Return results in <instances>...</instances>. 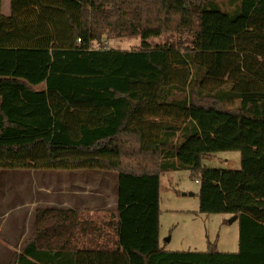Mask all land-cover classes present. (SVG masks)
Segmentation results:
<instances>
[{"label": "trees", "instance_id": "obj_1", "mask_svg": "<svg viewBox=\"0 0 264 264\" xmlns=\"http://www.w3.org/2000/svg\"><path fill=\"white\" fill-rule=\"evenodd\" d=\"M0 0V173L118 175L116 215L36 211L10 264H264V0ZM245 21L226 51L206 17ZM139 38V49L105 47ZM164 38L152 45L151 39ZM98 46V47H97ZM239 151V170L207 167ZM188 170L203 214L239 221L237 252L166 251L162 177Z\"/></svg>", "mask_w": 264, "mask_h": 264}, {"label": "rangeland", "instance_id": "obj_2", "mask_svg": "<svg viewBox=\"0 0 264 264\" xmlns=\"http://www.w3.org/2000/svg\"><path fill=\"white\" fill-rule=\"evenodd\" d=\"M227 2L228 0H220ZM8 0L3 1V13L8 15ZM245 28V21L229 23L225 18L206 17L204 24V46L208 50L226 51L233 44L237 33ZM164 38L151 39L152 45L162 43ZM141 41L139 38L114 39L105 43V47H112L118 50L129 51L139 49ZM98 47V46H97ZM203 165L222 169L239 170L241 168V155L239 151H225L211 154L203 159ZM31 171H2L0 173V194L1 207L0 222L3 223L1 238L9 239L7 248L9 253H14L17 240L22 236L29 238L35 222V211L31 210L25 203H30L39 192L40 182L35 180ZM46 175V185L60 189L64 177H71L75 180L91 182L92 187H99V177H102V184L108 186L109 196L103 198L101 206L105 202L114 201L113 215L118 210L119 201V178L111 172L80 170V171H40ZM51 177V178H50ZM96 178L98 182H96ZM115 181V184H114ZM63 182V183H62ZM85 183V184H86ZM91 187V186H90ZM91 188V190H94ZM200 185L196 178L188 170L171 171L162 177L159 199V243L166 251H206L209 243L215 244L220 252H237L239 241V221L234 220L235 216L229 214H203L200 212L199 199ZM17 189L16 195L15 190ZM14 191V193H13ZM184 193L186 195H184ZM192 193V195H189ZM8 194L9 199L6 198ZM14 194V195H13ZM13 195V196H12ZM12 196V197H10ZM110 197V198H109ZM55 199L50 207H57L59 200ZM100 211H97L99 213ZM30 231V232H29ZM24 240V242H25ZM22 242V244L24 243ZM4 245H0V248ZM4 249V248H2ZM0 249V264H10L12 257ZM20 250V248H19ZM8 251V250H7Z\"/></svg>", "mask_w": 264, "mask_h": 264}, {"label": "crops", "instance_id": "obj_3", "mask_svg": "<svg viewBox=\"0 0 264 264\" xmlns=\"http://www.w3.org/2000/svg\"><path fill=\"white\" fill-rule=\"evenodd\" d=\"M2 12H3V8H2ZM7 13L8 15L10 13V0H8ZM43 173L44 172H40V171L30 172V175L35 180L39 181L41 184L40 185L41 187H39L40 193L37 196H35L34 199L30 203H25L24 206L27 207L29 205L31 207V210L35 211V214H36L37 209H41V208L69 209V210H75L78 212H86V213H89L90 216H93L95 215L97 211H100L97 214L103 216V219H105L106 224L109 222L111 216H113V210H114L113 208L115 204L114 203L115 199L112 198L110 202L109 201L105 202L104 206L102 205L100 206L97 203L98 201L103 203L102 199L107 198L110 192L108 189V186H104L102 184V179H103L102 177H99L100 186L96 188L92 187L91 182L86 183V181L81 182L79 181V179L75 180L74 178H71V177H64L62 180L64 182V185L62 186L60 184L61 188L57 190L51 186L46 185L47 180L44 182L41 181L47 178V176L43 175ZM96 182H98L97 178H96ZM114 184H115V181H114ZM91 188H93L94 190H91ZM16 193H17V189L15 190L14 194L16 195ZM0 197H1V194H0ZM7 197H8V194L6 195V198ZM7 199H9V197ZM55 199L59 200V203L55 204L57 207H50L49 205L54 204L53 201H55ZM0 207H1V198H0ZM1 218L2 216L0 215V219ZM34 219H35L34 227L29 237H31L35 231L36 217ZM2 232H3V223L0 222V235L2 234ZM1 240H4V243H0V245H4V246H2L0 249L4 248L2 249V251H5L6 253H9V251H12V250H9L10 248H7V244L10 242L9 239L1 238ZM24 240H25V237L22 236L20 240L16 241L17 246H19V248H20L21 243L24 242ZM19 248L16 249L14 253L19 252ZM14 253H11V254L9 253L8 255L12 257ZM0 258H1V255H0Z\"/></svg>", "mask_w": 264, "mask_h": 264}, {"label": "water", "instance_id": "obj_4", "mask_svg": "<svg viewBox=\"0 0 264 264\" xmlns=\"http://www.w3.org/2000/svg\"><path fill=\"white\" fill-rule=\"evenodd\" d=\"M184 195H186V194L184 193ZM189 195H192V193H189ZM236 219H237V217L235 216V217H234V220H236Z\"/></svg>", "mask_w": 264, "mask_h": 264}]
</instances>
